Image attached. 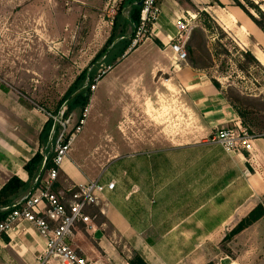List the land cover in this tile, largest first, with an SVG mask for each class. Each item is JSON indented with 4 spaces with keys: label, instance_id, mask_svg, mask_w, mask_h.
Returning a JSON list of instances; mask_svg holds the SVG:
<instances>
[{
    "label": "crops",
    "instance_id": "crops-1",
    "mask_svg": "<svg viewBox=\"0 0 264 264\" xmlns=\"http://www.w3.org/2000/svg\"><path fill=\"white\" fill-rule=\"evenodd\" d=\"M217 1L223 7L214 0H164L149 40L132 51L128 63L119 60L128 57L123 49L132 33L126 35L121 28L117 41L101 56L113 55V62L104 65L112 72L119 68L105 86L116 104H121L116 98L121 99L124 89L127 101L144 100L146 107L168 97L172 111L159 116L162 128H152L147 119L142 128L127 130L124 159L118 153L102 159L98 147L91 153L84 136L59 169L54 186L59 197L92 181L115 183L100 196L98 206L88 210L96 216L93 230L82 225L68 240L89 264H129L134 253L147 264H264V217L225 240L250 212L264 205V134L251 133L257 136L251 151L235 154L213 142L219 130L245 128L243 121L219 79L207 69H193L189 60L175 64L169 45L178 19L205 11L264 67V33L229 0ZM125 19L133 32L131 18ZM70 117L68 129L74 121V115ZM59 128L46 109L0 83V190L13 177L26 186L12 205L40 187L37 181L55 156ZM118 147L113 144L110 151ZM37 154L42 156L41 171L31 178L25 165ZM45 244L34 226L19 224L0 237V264H39Z\"/></svg>",
    "mask_w": 264,
    "mask_h": 264
},
{
    "label": "rangeland",
    "instance_id": "rangeland-1",
    "mask_svg": "<svg viewBox=\"0 0 264 264\" xmlns=\"http://www.w3.org/2000/svg\"><path fill=\"white\" fill-rule=\"evenodd\" d=\"M238 1L258 17L246 0ZM249 1L264 11V0ZM214 2L218 5L217 0ZM124 3L125 0H0V83L11 86L55 116L68 90L82 72L89 70L91 78L87 76L78 84L80 92L90 89L89 103L83 110L77 107L69 113L68 116L74 115V121L68 130L75 132L84 120L72 147L85 136L91 153L98 147L105 160L117 153L125 158L127 130L142 128L147 119L152 128H162L161 114L172 111L168 97L166 101L157 98L146 107L144 100L127 101L124 89L121 99L116 98L121 104L115 103L109 90L105 91L106 83L119 68L112 72L113 68L108 70L109 65H104L113 62V55L93 62L110 38L118 12L122 10L119 22L130 19L132 7ZM229 3L235 6L233 0ZM204 12L197 10L187 42L194 51V60L223 84L230 102L241 109L246 129L256 135L264 134V71L249 63L242 56L248 49L229 37L213 16ZM125 31L130 35L134 28L132 32L127 26ZM133 54L120 59L119 64L128 63ZM241 66L248 67L241 70ZM126 108L130 113L125 114ZM67 111L64 105L60 114L66 115ZM113 144H119L116 152L110 151Z\"/></svg>",
    "mask_w": 264,
    "mask_h": 264
},
{
    "label": "built area",
    "instance_id": "built-area-1",
    "mask_svg": "<svg viewBox=\"0 0 264 264\" xmlns=\"http://www.w3.org/2000/svg\"><path fill=\"white\" fill-rule=\"evenodd\" d=\"M164 0H140V15L137 26L131 37L127 53L137 49V46L149 40L151 28L159 21ZM196 15L187 14L176 21V37H169V45L173 53L175 64L187 62V42L191 37L193 22ZM126 56V54H125ZM112 67L109 66L108 70ZM94 86L92 87V89ZM88 113L86 110L85 116ZM58 122L60 133L55 143V156L53 167L47 170L41 180L40 187L35 194L25 197L19 206L13 209L0 222V237L8 234L15 226L27 223L34 226L45 239V249L39 258V264H50L53 261L61 264H89L88 260L81 258L68 240L84 225L86 231L93 230L96 216L91 217L88 210L98 206L100 196L115 188L114 182L102 184L92 181L83 185L74 186L65 196L59 197L54 193V186L58 179L59 169L65 162L68 153L81 131L84 120L75 132L70 133L68 127L71 117L67 118L61 113L60 117L52 116ZM257 138L241 126L219 130L213 142L222 146L227 154H235L242 150L251 151L252 142Z\"/></svg>",
    "mask_w": 264,
    "mask_h": 264
},
{
    "label": "trees",
    "instance_id": "trees-1",
    "mask_svg": "<svg viewBox=\"0 0 264 264\" xmlns=\"http://www.w3.org/2000/svg\"><path fill=\"white\" fill-rule=\"evenodd\" d=\"M234 5L239 7L254 23L255 25L264 33V11H262L257 5L253 4L251 1L246 0L249 7L257 14L258 17H255L252 15L249 10L242 5L238 0H233ZM140 0H125L124 5L131 6L132 12H131V23L134 25V27L137 26L139 21V15H140V7L138 6ZM219 6L221 4L217 3ZM206 16H208L207 13L204 12ZM122 15V10L118 12L116 18L113 21V27L111 36L108 39L104 49L96 56L93 63H95L98 59L101 58L103 54L106 53V51L117 41V29L120 26L122 29L121 31H125L126 27L130 24L127 22V20L123 22H119V17ZM130 43L128 42V45L124 47L123 51H126L129 48ZM187 52H188V60L193 69H199V70H206L208 68H204L202 66H199L196 60H194V51L191 48L190 45H186ZM226 52V51H225ZM189 54L191 59H189ZM242 56L248 60L249 63L254 64L255 66L259 67L262 71H264L263 66L257 61V59L254 57V55L248 51L243 52ZM248 66H241V70L247 69ZM91 78V74H89V70H85L81 73V75L77 78L75 83L71 86V88L68 90L66 95L61 100L56 112L54 113L55 116L60 114V110L64 105H67V113L64 114V117L67 118L69 113H71L74 109L77 107L81 108L82 110L88 105L90 94H89V88L85 91L80 92L78 84L81 82H84L86 78ZM215 86L218 87V83L216 81H213ZM80 93H79V92ZM73 97V98H72ZM227 97V96H226ZM228 99V97H227ZM231 106L235 109L239 117L243 121V126L246 128L244 123V116L241 112V109L239 107H236L233 105L230 100L228 99ZM60 129V128H59ZM55 131V126H54ZM57 131V129H56ZM55 131V132H56ZM252 133V132H250ZM41 162H42V156L40 154H37L29 163L25 165V170L29 174L31 178H36L37 174L41 171ZM53 167V163L46 165V167L43 169V174L45 171L49 170ZM41 178L37 181V186L40 184ZM25 183H23L20 179L17 177H13L1 190H0V222L5 220L7 215L15 208L19 206V203L16 205H12V200L18 196L20 191H22L25 188ZM264 217V205L259 204L252 212H250L232 231L231 233L226 237V241H230L234 236L238 235L245 229L249 228L256 222H258L260 219ZM129 264H147L138 254L134 253L132 258L129 260Z\"/></svg>",
    "mask_w": 264,
    "mask_h": 264
},
{
    "label": "water",
    "instance_id": "water-1",
    "mask_svg": "<svg viewBox=\"0 0 264 264\" xmlns=\"http://www.w3.org/2000/svg\"><path fill=\"white\" fill-rule=\"evenodd\" d=\"M138 6H139V7L141 6V2H139Z\"/></svg>",
    "mask_w": 264,
    "mask_h": 264
}]
</instances>
